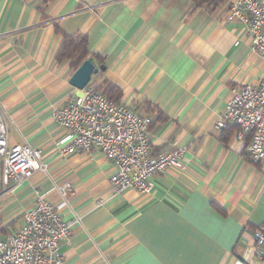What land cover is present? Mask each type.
<instances>
[{"label": "crops", "instance_id": "0c3cea01", "mask_svg": "<svg viewBox=\"0 0 264 264\" xmlns=\"http://www.w3.org/2000/svg\"><path fill=\"white\" fill-rule=\"evenodd\" d=\"M193 0H0V102L8 144L42 153L46 172L4 184L0 239L18 231L36 194L73 222L64 264H245L252 231L264 227V167L245 155L233 125L215 128L234 89L257 86L264 60L244 26ZM264 4V0H260ZM84 36L91 76L103 91L151 117L152 155L184 149L183 168L149 178V193H114L113 164L97 150L60 155L53 119L78 90L75 68L56 59L64 36ZM68 183L65 204L57 187ZM255 263V261H253ZM256 264V263H255Z\"/></svg>", "mask_w": 264, "mask_h": 264}, {"label": "built area", "instance_id": "2783aa9c", "mask_svg": "<svg viewBox=\"0 0 264 264\" xmlns=\"http://www.w3.org/2000/svg\"><path fill=\"white\" fill-rule=\"evenodd\" d=\"M226 20L241 23L249 37V48L264 60V4L260 0H234ZM54 121L66 135L58 144L60 155L97 150L114 166L109 178L114 193L134 189L149 193V178L168 168H183L184 149L152 155L149 148L150 115L121 102L110 101L90 79L53 112ZM236 127V138L246 141L244 152L253 164L264 167V77L257 86L234 89L215 128ZM42 153L31 145L8 144V116L0 102V164L4 184L19 183L32 173L46 172ZM63 205L68 183L57 187ZM73 222L61 219L59 208L37 193L35 206L24 213L20 229L0 239V264H64L60 247L71 234ZM245 264H264V227L252 231ZM255 261V263L253 262Z\"/></svg>", "mask_w": 264, "mask_h": 264}, {"label": "trees", "instance_id": "16d2710c", "mask_svg": "<svg viewBox=\"0 0 264 264\" xmlns=\"http://www.w3.org/2000/svg\"><path fill=\"white\" fill-rule=\"evenodd\" d=\"M51 0H44L45 4H47ZM226 0H193L196 6L205 7L208 10H213L217 6L224 3ZM90 57L87 50V39L84 36H64L62 43L56 53V59L58 61L68 60L71 65L76 69L83 60ZM99 72V71H98ZM97 72V73H98ZM96 73V74H97ZM95 74V75H96ZM98 90L101 91V86L97 87ZM102 93L113 102H118L119 92L115 90L112 86H107ZM146 114L148 110H145ZM150 127V126H149ZM234 127V132H236V127ZM226 128L223 129L225 131ZM247 142V140H246Z\"/></svg>", "mask_w": 264, "mask_h": 264}, {"label": "water", "instance_id": "95a60500", "mask_svg": "<svg viewBox=\"0 0 264 264\" xmlns=\"http://www.w3.org/2000/svg\"><path fill=\"white\" fill-rule=\"evenodd\" d=\"M104 66H96L93 63L92 57H88L81 62V64L70 75L68 82L77 90L83 89L90 81L91 76L96 74L99 70H103Z\"/></svg>", "mask_w": 264, "mask_h": 264}]
</instances>
